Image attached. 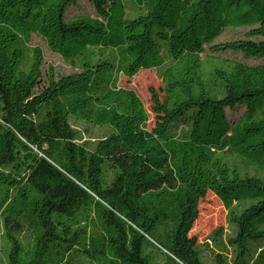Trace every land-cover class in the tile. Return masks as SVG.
Segmentation results:
<instances>
[{
    "label": "trees",
    "instance_id": "16d2710c",
    "mask_svg": "<svg viewBox=\"0 0 264 264\" xmlns=\"http://www.w3.org/2000/svg\"><path fill=\"white\" fill-rule=\"evenodd\" d=\"M74 1L0 0V264H208L192 230L209 192L212 264H264V0H91L66 19ZM228 27L249 29L215 42ZM33 34L78 69L45 77ZM151 68L149 128L119 79ZM72 119L110 132L81 142Z\"/></svg>",
    "mask_w": 264,
    "mask_h": 264
},
{
    "label": "rangeland",
    "instance_id": "374dc122",
    "mask_svg": "<svg viewBox=\"0 0 264 264\" xmlns=\"http://www.w3.org/2000/svg\"><path fill=\"white\" fill-rule=\"evenodd\" d=\"M125 1L128 4L130 13H133L135 11V6L132 0ZM81 15H91L93 17L96 16V11L91 0H75L74 3L70 4L66 9V19H72L76 16ZM248 29L249 27H228L220 36L215 39V42H221L235 38H243L246 36V32ZM30 44L39 45L43 49L45 59L42 70L45 77L50 65L54 67L58 75L69 74L78 69L72 63L64 59L60 54L51 51L46 40L40 35L33 34ZM215 54L229 59H236L248 64H255L263 61V59L251 57L248 58L241 52H225ZM161 84L162 80L159 72L154 68L140 70L132 77H127L122 74L119 79V85L133 88L139 94L141 100L143 101L145 107L149 112V128L154 125V113L151 111L152 101L150 89L154 88L156 91L160 92ZM245 109V105H237L233 108H226L227 117L230 122L239 120L244 114ZM72 124L81 132V142L95 141L106 136L110 132L109 128L106 126L93 125L81 120L72 119ZM182 127L184 126L182 125L181 128ZM219 225L226 226V210L221 201L214 194L209 192L206 197L200 202V215L192 230L193 234H195L198 240L201 242L200 249L202 251V257L208 264L213 263L216 254L224 253L218 246H216L214 239L207 238L210 232ZM28 232L29 230L26 231V234H28ZM229 233L230 229L226 227L222 236V239L225 243L227 235ZM26 234H24V237H26ZM228 249L229 252L227 253L230 256L232 254V248L229 246ZM0 257L1 261H5L6 245L2 235L1 224Z\"/></svg>",
    "mask_w": 264,
    "mask_h": 264
}]
</instances>
